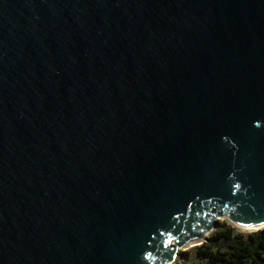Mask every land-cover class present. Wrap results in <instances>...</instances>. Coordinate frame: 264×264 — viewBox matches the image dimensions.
<instances>
[{"label":"water","instance_id":"1","mask_svg":"<svg viewBox=\"0 0 264 264\" xmlns=\"http://www.w3.org/2000/svg\"><path fill=\"white\" fill-rule=\"evenodd\" d=\"M264 224V0H0V264H172Z\"/></svg>","mask_w":264,"mask_h":264},{"label":"trees","instance_id":"2","mask_svg":"<svg viewBox=\"0 0 264 264\" xmlns=\"http://www.w3.org/2000/svg\"><path fill=\"white\" fill-rule=\"evenodd\" d=\"M201 264H264V229L244 234L226 222L216 228L195 248ZM182 264H188L184 255Z\"/></svg>","mask_w":264,"mask_h":264},{"label":"rangeland","instance_id":"3","mask_svg":"<svg viewBox=\"0 0 264 264\" xmlns=\"http://www.w3.org/2000/svg\"><path fill=\"white\" fill-rule=\"evenodd\" d=\"M216 222H219V223L226 222V223H228L229 225L233 226L237 232H241V233H244V234H248V233H251V232L258 231V230H250V229H244V228H241V227L235 225V224H234V223H233L228 217H226V216H225V217H219V218L216 220ZM215 228H216V226L214 227L213 230H215ZM262 229H264V228H262ZM213 230H212V231H213ZM259 230H261V229H259ZM212 231L206 233V237L209 236L210 233H211ZM206 237H205V238H206ZM205 238L202 239V240H198V241H196V242L188 243V244H186V245L180 247V248L178 249L177 257H176V259L173 261L172 264H182L183 259L178 260V259L181 257V255H184V257L187 258V263H188V264H201V262L196 258V255H195V248H196V246H198L201 242H203V241L205 240Z\"/></svg>","mask_w":264,"mask_h":264},{"label":"bare ground","instance_id":"4","mask_svg":"<svg viewBox=\"0 0 264 264\" xmlns=\"http://www.w3.org/2000/svg\"><path fill=\"white\" fill-rule=\"evenodd\" d=\"M241 228L250 229V230H259V229L264 228V224H261V225H258V226H253V227H241Z\"/></svg>","mask_w":264,"mask_h":264}]
</instances>
